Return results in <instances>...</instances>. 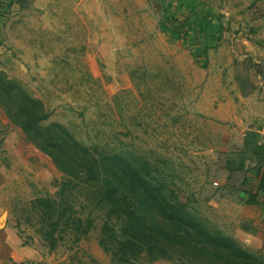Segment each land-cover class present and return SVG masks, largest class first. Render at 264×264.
I'll return each instance as SVG.
<instances>
[{
	"label": "rangeland",
	"instance_id": "374dc122",
	"mask_svg": "<svg viewBox=\"0 0 264 264\" xmlns=\"http://www.w3.org/2000/svg\"><path fill=\"white\" fill-rule=\"evenodd\" d=\"M8 1L0 3V72L42 101L50 113L42 124L148 163L166 197L255 252L245 209L261 207L264 238V193L257 206L245 201L257 192L264 148V0H200L209 19L177 0H33L23 10ZM204 42L216 47L204 51ZM9 132L19 157L4 179L5 219L28 251L10 264H118L99 244L105 222L120 234L118 221H106L83 187L61 192L68 179L50 158L19 129ZM37 198L67 202L91 229L50 249L31 206ZM256 253L264 264V241ZM148 259L133 264H190Z\"/></svg>",
	"mask_w": 264,
	"mask_h": 264
},
{
	"label": "trees",
	"instance_id": "16d2710c",
	"mask_svg": "<svg viewBox=\"0 0 264 264\" xmlns=\"http://www.w3.org/2000/svg\"><path fill=\"white\" fill-rule=\"evenodd\" d=\"M15 4L20 5L19 0L8 1L9 8ZM208 15L211 16L210 10ZM221 30L219 24L218 31ZM0 108L25 139L50 158L68 179L62 184L61 192L67 187H83L95 198L96 205L103 207L106 221H118L120 234L116 235L105 222L99 241L116 263L133 264L145 254L149 261L263 264L256 252L242 247L221 231L210 229L182 203L166 197L165 185L151 176L148 163L135 164L118 153L98 152L96 147L84 146L59 123L44 126L42 123L49 119L50 113L42 101L30 96L3 72H0ZM257 164L258 188L245 201L247 205H259L264 193V148ZM31 206L39 217V231L50 249L55 248L63 235L72 234L77 240L92 227L90 217H76L67 202L37 198Z\"/></svg>",
	"mask_w": 264,
	"mask_h": 264
},
{
	"label": "crops",
	"instance_id": "0c3cea01",
	"mask_svg": "<svg viewBox=\"0 0 264 264\" xmlns=\"http://www.w3.org/2000/svg\"><path fill=\"white\" fill-rule=\"evenodd\" d=\"M1 1V0H0ZM31 1L34 4L33 0H19L20 5L15 4V6L17 8H21L22 10L26 8L25 3ZM179 3V7H181L182 4H188V7H192L193 8V12L195 14V16H193V18L198 19L199 17L201 18H208V12L209 9H207V7L203 4V2H201L200 0H177ZM213 10H210V13H212ZM198 18H197V17ZM192 17V16H191ZM213 16L211 15L210 18H212ZM206 18V21H208V19ZM205 21V23H206ZM202 22V21H201ZM210 21V25H211ZM214 25V29L215 31L219 32V22L217 23H212ZM217 26V28H216ZM222 26V25H221ZM212 28V27H211ZM204 45L202 46V49L205 51H209V50H213V48H215L216 43L215 44H206L205 42L203 43ZM264 109V108H263ZM264 122V121H263ZM11 130H18V128L14 127L10 121L8 120V118L6 117V115L4 114V112L1 110L0 108V264H10L12 263H19L22 260V255H26L27 254V248L23 247L21 244V241L19 239H17V237L15 235H13V233L11 232V230H9L8 228V220L5 219L6 217V213H7V206L5 204L6 201V196H7V188H6V183L4 182V179L7 178V174L9 169L10 170H14V163L16 162V160L19 157V152L16 151L15 148V144H13L11 146L10 141H14V143L16 142V133H13L14 137L10 134L9 131ZM19 132L22 134V132L19 130ZM20 145V144H19ZM8 147H12L13 153L8 151L7 149ZM7 152H4V151ZM264 199V198H262ZM264 203V200H263ZM264 207V206H263ZM250 209L249 213H252L251 215H254V217L252 216H247L246 218H249V221H251V223H253V227L257 228V232L251 236V234L248 235H244L249 238H253L254 240L251 239L250 241V245L249 248L251 250H254L255 252L259 251L262 249V243L264 241L263 235L260 234L261 229H260V218H261V214H262V209L261 207H257V208H251L249 206H246V209Z\"/></svg>",
	"mask_w": 264,
	"mask_h": 264
}]
</instances>
